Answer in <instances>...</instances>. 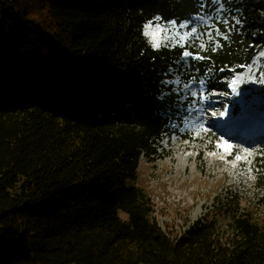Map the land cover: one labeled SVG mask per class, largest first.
<instances>
[{
	"label": "trees",
	"instance_id": "16d2710c",
	"mask_svg": "<svg viewBox=\"0 0 264 264\" xmlns=\"http://www.w3.org/2000/svg\"><path fill=\"white\" fill-rule=\"evenodd\" d=\"M221 1L213 51L144 27L206 0H0V264H264V150L252 206L229 192L175 236L138 181L178 112L163 81L219 95L264 50V0Z\"/></svg>",
	"mask_w": 264,
	"mask_h": 264
},
{
	"label": "rangeland",
	"instance_id": "374dc122",
	"mask_svg": "<svg viewBox=\"0 0 264 264\" xmlns=\"http://www.w3.org/2000/svg\"><path fill=\"white\" fill-rule=\"evenodd\" d=\"M206 1L205 10L182 22H191L186 28L180 29L179 24L152 23L148 31L157 34L155 39L153 35H147L150 41L160 45L179 41L202 50L218 46V24H227L231 20L237 24L238 16L227 10L221 0ZM157 24L161 29H156ZM191 27H196L197 32L188 36ZM262 52L264 50L255 55L257 63L248 65L251 69L248 77L252 82L239 83L234 76L231 90L215 97H209L201 84L184 81L175 74L163 81L168 87L163 93L168 101L167 108L170 110V105L177 104L178 112L167 123L168 133L163 134L158 149L161 157L153 162L141 159L138 181L151 194L155 218L168 234L175 236L197 218L211 213L217 200L229 192L242 196L243 203L249 200L251 206L256 202L257 158L264 150ZM185 61L183 58V63ZM253 88L258 91L246 97ZM233 89L240 94L236 95ZM201 93L208 98L202 101ZM168 110L165 114H170ZM225 110L226 114L220 116L219 113ZM212 112L217 115L212 116ZM217 125L223 129L228 127L232 133L223 135ZM174 141L180 144L179 149L172 148ZM225 144L232 147H225ZM191 146L196 148L192 150ZM237 156L241 159L237 160ZM259 209L258 215L264 212L261 206Z\"/></svg>",
	"mask_w": 264,
	"mask_h": 264
},
{
	"label": "snow or ice",
	"instance_id": "6c2138e0",
	"mask_svg": "<svg viewBox=\"0 0 264 264\" xmlns=\"http://www.w3.org/2000/svg\"><path fill=\"white\" fill-rule=\"evenodd\" d=\"M155 20L159 21V20H160V17H158V16L155 17ZM190 23H191L190 21L187 22V23H181V24L178 25V27H179L180 29H183V28L188 27ZM169 24H170V25H173V26H176V21H170ZM144 27H145V34H146V35H153V39H155V36H156L157 33H155V32H149V31H148L150 28H152V22L150 21V22H149L148 24H146ZM156 29H161V25H160V24H157V25H156ZM196 32H197V28H196V27H191V28H190V31H189V33H188L187 35H188V36H191L192 34H194V33H196ZM177 35L179 36L180 33L178 32ZM183 38H184V37L181 36V39H183ZM224 38L227 39V36H225ZM177 43H179V41H177ZM152 47H153V48H160L161 45H160L159 42H156V43H153V44H152ZM212 50L215 51L216 49L214 48V49H212ZM182 55L185 56V57H189V56H190V57H192L193 59H202V58H203V57H201V56H199V55H193L192 52L187 51V50L183 51V52H182ZM261 55L264 56V52H262ZM262 75H264V72H262ZM199 83H200L201 85H204L205 82H204L203 80H200ZM232 83H235V81H233ZM260 83H264V79H261V80H260ZM233 91L236 92V95H239V94H240V93H239L238 91H236L235 89H233ZM192 95H193V96H196V93H192ZM215 95H218V93H216V92H214V91L209 92V94H208L209 97H212V96H215ZM207 98H208V97H205V96L203 95V93H201L200 99H201L202 101L205 100V99H207ZM225 114H226V110H225V111H222V112L219 113L220 116H224ZM211 115H212V116H216L217 113H216V112H212ZM224 146H225V147H228V148H231V147H232V145H230V144H225ZM236 159H237V160H240L241 157L237 156Z\"/></svg>",
	"mask_w": 264,
	"mask_h": 264
},
{
	"label": "bare ground",
	"instance_id": "6f19581e",
	"mask_svg": "<svg viewBox=\"0 0 264 264\" xmlns=\"http://www.w3.org/2000/svg\"><path fill=\"white\" fill-rule=\"evenodd\" d=\"M258 60V58H257V56H255L252 60H251V65H253L254 63H257L256 61ZM251 72V69H250V67H247L245 70H243L242 72H239V73H236V75H235V77H236V81L237 82H239V83H241V82H243V81H247V82H252L253 80H252V78L251 77H248V75H249V73ZM245 77H246V79H245ZM255 87H256V85H254ZM258 90L256 89V88H253V90H251L250 92H247L245 95H246V97H249V96H251V95H253V93L254 92H257ZM217 127L220 129L219 131L223 134V135H225V136H227V131H224L223 129H222V126L220 125H217ZM234 127H235V125H234ZM227 130V129H226ZM234 131H236V130H234ZM233 131V132H234ZM237 132V131H236ZM238 132H239V130H238ZM249 134V133H248ZM247 134V135H248ZM181 146H180V144L177 142V141H174L173 142V146H172V148H175V149H179ZM196 147L195 146H191V149L193 150V149H195ZM191 153H193V152H191Z\"/></svg>",
	"mask_w": 264,
	"mask_h": 264
}]
</instances>
